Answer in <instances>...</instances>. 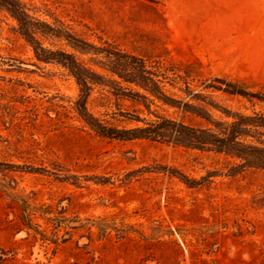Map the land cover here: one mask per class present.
I'll list each match as a JSON object with an SVG mask.
<instances>
[{"label": "rangeland", "instance_id": "obj_1", "mask_svg": "<svg viewBox=\"0 0 264 264\" xmlns=\"http://www.w3.org/2000/svg\"><path fill=\"white\" fill-rule=\"evenodd\" d=\"M17 1L42 47L72 54L92 80L84 111L67 66L39 58L0 7V264H264V169L171 131L211 138L237 114L264 113L215 81L264 93V0ZM107 47L144 59L160 90L113 73L123 64ZM88 119L170 122L127 139Z\"/></svg>", "mask_w": 264, "mask_h": 264}, {"label": "trees", "instance_id": "obj_2", "mask_svg": "<svg viewBox=\"0 0 264 264\" xmlns=\"http://www.w3.org/2000/svg\"><path fill=\"white\" fill-rule=\"evenodd\" d=\"M0 7H3L10 11L19 22V29L31 43L37 44L35 46L36 55L41 59H57L67 66L69 71L75 76L82 91V110L85 111V99L89 94L90 85L92 78L90 77L91 71L82 63H80L72 54L65 51L54 52L46 51L38 38L35 36V29H40L39 22L33 21L32 17L26 12L24 5L17 0H0ZM47 31L42 29V32H51L52 35L58 37H65L71 44L77 46L85 51H89L91 48H96L91 43L78 38L71 31H60L45 25ZM110 46V45H109ZM111 47V46H110ZM102 51H106L107 55L113 56L118 61H122V67H112L111 71L116 73L119 77L125 81L135 82L143 87L151 90H160L158 86L157 70H152L147 67L145 60L133 55L122 53L120 50H114L112 48H102ZM166 77V76H164ZM215 81L224 84L223 88L225 91L231 94L242 95L247 98H254L260 101H264V93L252 92L242 88L236 83H231L216 79ZM207 86H213V84H207ZM164 100H171L167 95L160 91ZM181 103V101H177ZM187 106V103H184ZM84 114V113H83ZM95 128L104 135L115 136L120 138H137V137H151L156 138L163 135L161 128L170 122L166 120L157 124H152L145 127H134L129 129H116L106 127L100 122H92ZM171 131L175 132V136L186 134L187 138L190 139V144L193 146L204 147L206 145H212L219 150L235 153L238 157H241L240 167L254 166L264 169V113L253 112L251 115L237 114L234 120L228 125L223 127L221 131L222 135H215L211 138L196 134V130L182 123H171ZM242 136H252L256 143H248L244 141Z\"/></svg>", "mask_w": 264, "mask_h": 264}]
</instances>
